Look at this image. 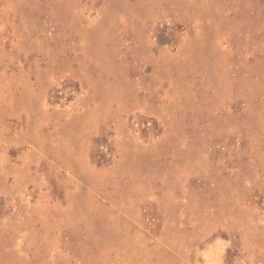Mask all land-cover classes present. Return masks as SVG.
I'll list each match as a JSON object with an SVG mask.
<instances>
[{
  "label": "rangeland",
  "instance_id": "rangeland-1",
  "mask_svg": "<svg viewBox=\"0 0 264 264\" xmlns=\"http://www.w3.org/2000/svg\"><path fill=\"white\" fill-rule=\"evenodd\" d=\"M0 264H264V0H0Z\"/></svg>",
  "mask_w": 264,
  "mask_h": 264
}]
</instances>
